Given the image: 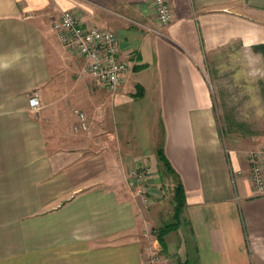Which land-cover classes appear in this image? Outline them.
I'll list each match as a JSON object with an SVG mask.
<instances>
[{
	"label": "crops",
	"instance_id": "0c3cea01",
	"mask_svg": "<svg viewBox=\"0 0 264 264\" xmlns=\"http://www.w3.org/2000/svg\"><path fill=\"white\" fill-rule=\"evenodd\" d=\"M169 2L160 26L151 0H0V264H144L148 242L158 264H264V194L226 147L205 76L218 52L264 44V0ZM59 9L115 32L129 61L116 91L60 44ZM160 145L185 198L163 247ZM140 165L147 198L127 182Z\"/></svg>",
	"mask_w": 264,
	"mask_h": 264
},
{
	"label": "rangeland",
	"instance_id": "374dc122",
	"mask_svg": "<svg viewBox=\"0 0 264 264\" xmlns=\"http://www.w3.org/2000/svg\"><path fill=\"white\" fill-rule=\"evenodd\" d=\"M205 76L214 94L215 117L226 147L246 152L264 144V48L218 52L208 59ZM162 175L167 176L163 177L168 192L165 204L171 211L166 212L168 216L164 220L162 216L160 225L174 219L175 178L165 168ZM154 229L150 231L154 233ZM150 249L158 251L148 242L143 251L144 264Z\"/></svg>",
	"mask_w": 264,
	"mask_h": 264
},
{
	"label": "built area",
	"instance_id": "2783aa9c",
	"mask_svg": "<svg viewBox=\"0 0 264 264\" xmlns=\"http://www.w3.org/2000/svg\"><path fill=\"white\" fill-rule=\"evenodd\" d=\"M151 1L158 24L160 26L169 24L174 16L169 0ZM52 27L60 44L84 59L86 71L94 80L112 92L120 87L129 68V61L120 56L114 31L97 25H85L67 9H59L52 14ZM28 105L34 109L40 107L37 91L29 95ZM73 111L77 117L73 130L87 131L89 123L84 111L78 108H74ZM245 158L253 191L264 194V144L247 150ZM147 175L148 167L140 165L131 168L127 176L128 185L137 186V191L145 198L148 192ZM147 253L146 264H158L161 259L160 251L150 249Z\"/></svg>",
	"mask_w": 264,
	"mask_h": 264
},
{
	"label": "trees",
	"instance_id": "16d2710c",
	"mask_svg": "<svg viewBox=\"0 0 264 264\" xmlns=\"http://www.w3.org/2000/svg\"><path fill=\"white\" fill-rule=\"evenodd\" d=\"M256 47L264 48V44L256 45L255 48ZM157 155H158V158L160 159V161H162L165 170L172 175L174 170L171 168L167 158L165 157L161 145L157 149ZM173 191H174L173 192L174 193L173 194V206H174L173 217H174V219H173V221L162 223L159 227L154 229L155 236H156L157 241L161 247H163L165 244L164 236L168 232L175 230L179 226L180 221H181V213L183 211L185 198H184V189H183V186H182L178 176L175 179ZM180 264H188V263L186 261H184V262H181Z\"/></svg>",
	"mask_w": 264,
	"mask_h": 264
}]
</instances>
